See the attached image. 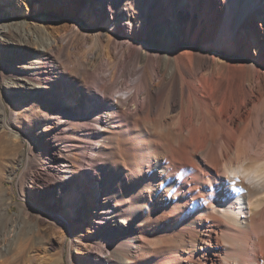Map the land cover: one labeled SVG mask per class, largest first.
Listing matches in <instances>:
<instances>
[{"label":"bare ground","instance_id":"1","mask_svg":"<svg viewBox=\"0 0 264 264\" xmlns=\"http://www.w3.org/2000/svg\"><path fill=\"white\" fill-rule=\"evenodd\" d=\"M100 1L117 14L126 16L128 12L124 23L133 24L131 10L116 7L121 0ZM237 1L236 7L223 8L218 0H157V10L167 14L166 23L158 24L152 33L145 29L144 35L151 34L168 51H158L147 41L119 38L113 55L107 57L109 74L103 83L97 72L104 53L90 48L78 71L97 80L103 100L73 89L54 56L44 55L33 67L16 64L19 79L17 76L7 85L12 95L23 89L39 92L42 86L48 88L61 114L84 113L80 132L84 137H94L87 143L90 151L79 166L73 162L74 150L85 143L76 142L72 134L60 138L59 130H64L61 120L55 122L52 134L41 124L35 130L39 147L46 148L39 169L48 173L59 169L52 201L39 206L51 216L59 214L69 221L75 239L71 264L83 256L87 264H200L201 258L206 264V254L218 255L214 264H264V159L248 156L241 138L236 139L244 124V104L262 93L261 77L256 74L258 63L264 60V32L256 27L260 23L264 29V0ZM0 3L20 13L30 9L34 13L31 0ZM95 17L103 18L100 14ZM135 18L137 21L139 15ZM108 23L109 28L120 26L113 20ZM0 33V40L12 41L10 26ZM53 36L52 45L63 40ZM246 40H251V45ZM23 42L26 38L22 32L14 44ZM125 42L124 50L118 52ZM200 42L212 52L199 49ZM177 43L185 47L175 49ZM253 48L254 62L247 66L239 58L229 60L219 54L245 56ZM128 56L134 61L132 66L125 59ZM137 63L141 73L131 83ZM43 70L48 73L49 84L32 81V76ZM238 72L246 77L239 78ZM3 76L0 66V80ZM4 84L0 82L1 131L13 129L9 110L17 117V105L25 101L21 96L8 110L3 100ZM117 87L134 88L144 96V102H134L136 108L139 106L137 111L130 110L129 97L108 96ZM238 99H242L240 105ZM18 134L23 133L15 130L13 136L18 138ZM168 140L177 149L170 150ZM179 148L189 153L190 162L179 156ZM30 151L25 154V167L35 172L31 162L36 157ZM99 163L106 174L97 177L95 171L94 178L91 171ZM6 224H0L3 239L8 236ZM148 232L166 238L149 239ZM214 233L226 242L224 249L214 244ZM171 253L174 261L170 260Z\"/></svg>","mask_w":264,"mask_h":264},{"label":"rangeland","instance_id":"2","mask_svg":"<svg viewBox=\"0 0 264 264\" xmlns=\"http://www.w3.org/2000/svg\"><path fill=\"white\" fill-rule=\"evenodd\" d=\"M12 1L17 0H10V3ZM236 1L218 0L217 3L219 7L227 8L229 6L236 7L238 3ZM156 2L157 0H141L138 3L132 0H121L120 4H117L116 7L122 9L127 6L131 10L132 15L130 18L131 22H133L132 25L124 23L127 19L126 16L129 18L128 12L126 16L124 14H117L115 9L108 7L109 4L104 5L100 0H85V2L82 0L78 2L77 0H31V8L34 10V13H31L30 9L26 14L10 9L11 6L8 7L7 4L0 3V30L5 28L6 25L10 26L12 38L11 42L0 40V66L4 70V76L0 82L6 84H4L3 88V100L8 110L15 106V101L21 96H23L21 100H25L21 105H17L20 110V114L17 117L9 110L11 120L14 122L13 129L0 130L3 132H0V137H2V140H0L3 142V144L0 142V224L7 223L6 226L8 227V236L4 239L0 238L3 239L0 241L1 264L3 262L4 264H71L70 255L73 253L71 251L75 239L69 221L59 214L51 216L39 206V203H49L52 201L53 192L57 188L55 179L59 173V169L49 173L39 169L44 162L45 153L43 154V150L45 151L46 148L44 145H42V149L39 147L40 143L36 142L34 137L35 130L41 124V128L47 129L52 134L56 130L54 128L55 122L61 120L64 130H59L60 138H63L62 136H66V134H72V137L77 139L76 142L84 141L85 143L82 148L74 150L73 162L79 166H81L79 161L83 163L85 153L88 154L90 151L87 143L93 141L94 138L93 136L84 137L80 132V128L84 127V113L61 114L58 110L59 108L50 99L51 92L47 90L48 88L42 86L38 89L39 92H35L34 89H20V94L12 95L7 85L13 84V81L17 80L18 66L16 64L33 67L38 59H42L44 55L54 56L58 58L60 68L67 81L72 82L73 89L80 93L82 92L87 97L93 95L103 100V95L98 90L97 80L91 76L80 74L78 70L81 66L79 64L81 65L83 61L87 60L90 48H92L91 50L95 49L94 51L97 50L101 55L104 53L105 55L103 54L101 58V70L97 72L98 76L102 78L100 83H103L108 80L106 77L109 74L106 69L109 68L107 57L113 55V49L119 38H124L127 40L126 42L131 40L135 43L147 41L156 50L163 53L167 52L168 49L158 41L152 39L151 34L149 37L144 35L145 29L149 28L150 33H152L154 28L158 27V24L166 23L165 16L167 14L164 11L157 10ZM133 12L139 15L137 21L136 15ZM97 13L102 15L103 18L99 19V17H95V15L98 16ZM143 14L144 16H142ZM116 15L117 20L113 19V16L115 17ZM110 20L117 23L120 22V26L109 28L108 22ZM138 25H141L140 30H138ZM146 25L148 26L146 27ZM256 28L264 32L262 24L258 23ZM22 32L25 35L26 43L23 42L21 45L14 44L20 38ZM54 34L62 36L63 40L52 45L50 42H52ZM126 42L122 46H119L118 52L124 50V47L127 45ZM247 43L251 45V40H248ZM184 47L183 43H177L175 49ZM198 47L204 52H212L201 42L198 43ZM252 50L249 52V55L245 56L234 53L225 54L223 52H219V54H223L229 60L239 58L247 66L248 63L254 62V48ZM125 59L132 66L134 61L130 60L129 56ZM258 69L259 71L256 75H260L261 77L262 93L253 97L246 104L243 103L246 105V110L244 115H242L244 124H242L236 139L238 141L241 138L242 147L248 156L260 160L264 159V60L258 63ZM119 71L120 68L118 69ZM140 73L141 66L137 63L133 75L130 77L131 83L132 80L134 81L139 77ZM47 75L48 73L44 70L40 71L32 76L35 78L32 81L41 80L42 84H49V76ZM238 77H246V74L238 72ZM120 89L122 88L117 87L110 90L108 96L113 94L115 97H122L124 99L129 97L130 110L137 111L139 106L136 108L134 102L136 100L138 103L144 102L142 101L144 100V96L137 94L134 88L125 90L124 87L122 91ZM66 90L71 92L72 88ZM241 103L242 99H238V104L240 105ZM97 129L100 130V128ZM15 130L23 134H18L20 137L18 136L17 138V136H13V134L15 135ZM5 134L6 141L3 137ZM11 139L15 141H11ZM246 139H248V142L244 143ZM5 142L6 144L3 147L2 145ZM10 143L15 146H11ZM174 144L171 140L167 141V147L170 150L174 151V149H177ZM211 144L212 142L210 141L208 145ZM4 148L6 152H3ZM6 148H9L8 150L10 151ZM181 149L177 150L178 153L180 152L179 156L185 162H190L189 153L185 149L183 153V148ZM29 151L36 157L31 162V166L35 172L25 167L27 162L26 155ZM21 154L25 156L23 160L19 158ZM102 166L101 163L97 164L95 170L91 171L92 177L96 178L95 171L98 172L97 177L106 174ZM125 177L126 174H123V179ZM121 183L122 181L119 183L120 187H122ZM109 219L107 218L104 221L106 222ZM80 230L83 231L82 229ZM146 237L149 239L157 237L160 241H164L166 238L162 234H156L153 237L152 232H148ZM213 241L214 244L218 245L217 248L224 249L226 246V242L223 239H217L215 233ZM211 251H214V249L212 248ZM171 256L172 253L170 260L174 261ZM205 256L206 264L218 263V255L213 254L212 257H208L206 254ZM201 259L200 264H205L204 258ZM73 264H87V262L83 256L75 259ZM104 264H108V262L105 261Z\"/></svg>","mask_w":264,"mask_h":264}]
</instances>
